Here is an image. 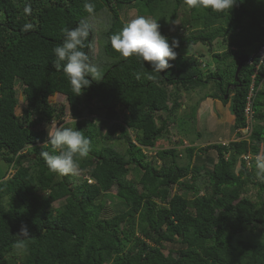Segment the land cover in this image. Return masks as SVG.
<instances>
[{
    "label": "trees",
    "instance_id": "obj_1",
    "mask_svg": "<svg viewBox=\"0 0 264 264\" xmlns=\"http://www.w3.org/2000/svg\"><path fill=\"white\" fill-rule=\"evenodd\" d=\"M88 2L95 5L92 15L83 10L85 0H0V163L7 167L0 177V264H264V182L254 175L255 156L264 151V67L255 79L248 138L200 149L205 156L217 153L212 171L194 165L201 159L195 147L184 149V163L176 146L151 151L176 122L183 91L211 82L214 93L206 97L231 102L232 129L246 127L245 106L259 63L253 55L264 45V0H237L220 13L188 9L184 0ZM132 10L157 21L170 45L179 41L177 58L161 73L111 47V35L122 30ZM81 21L90 26L89 47L83 49L90 62L100 34L112 63L104 65L102 81L75 96L54 67L53 49L65 39L62 29ZM195 22L202 30L189 33ZM25 23L33 25L28 32L22 31ZM217 39L226 51H211ZM197 44L208 46L218 67L232 60L228 76L209 73L205 66L211 64L204 66L192 53ZM243 54L253 62L236 82ZM232 82L239 86L227 93ZM191 109L196 117L198 106ZM98 119L107 124L105 134ZM52 120L91 141L77 176L50 172L40 155ZM252 187L255 200L247 195ZM21 225L31 237L26 250L17 252L12 244ZM167 244L172 247L165 253Z\"/></svg>",
    "mask_w": 264,
    "mask_h": 264
},
{
    "label": "clouds",
    "instance_id": "obj_2",
    "mask_svg": "<svg viewBox=\"0 0 264 264\" xmlns=\"http://www.w3.org/2000/svg\"><path fill=\"white\" fill-rule=\"evenodd\" d=\"M184 4L188 9L210 8L212 11L220 13L232 10L237 4V0H184ZM30 10L31 6L29 5L25 11L30 13ZM83 10L92 15L95 12V5L85 0ZM32 28L31 23H25L22 26V31L28 32ZM62 31L65 34V39L62 45H58L53 49L54 67L57 71H63L73 94L79 96L83 94L84 89L92 85L93 81H102L103 74L98 66L90 62L88 54L83 50L89 47L86 42L90 35V26L81 21L74 29L63 28ZM110 42L111 47L123 59L135 56L137 60L144 64H150L154 73H161L171 67L169 61H174L177 58V52L174 49L179 47V41L175 39L171 45L169 44L168 39L161 34L160 25L157 21L144 16H136L126 22L121 31L111 35ZM141 75L140 73L136 74L137 80L141 78ZM148 79L154 80L155 76L150 75ZM226 97L228 98V96ZM210 100L218 101L219 99L211 98ZM226 105L230 106V103ZM45 127L48 140L42 145L40 155L44 159L48 170L62 176L79 175L80 162L86 159L91 151L90 139L78 129L65 125L57 127L55 120L46 124ZM246 127L235 131L236 134L238 131H244L245 133ZM245 134V138H248L249 133ZM46 148H50V151L44 150ZM254 175L258 180L264 182V151L255 156ZM17 236L19 239L12 244V248L17 252L25 251L27 241L31 237L27 225H21Z\"/></svg>",
    "mask_w": 264,
    "mask_h": 264
},
{
    "label": "rangeland",
    "instance_id": "obj_3",
    "mask_svg": "<svg viewBox=\"0 0 264 264\" xmlns=\"http://www.w3.org/2000/svg\"><path fill=\"white\" fill-rule=\"evenodd\" d=\"M136 10H132L128 14V18L132 19L137 16ZM203 25L201 22H195L194 25L190 28L189 33H197L200 30H202ZM104 41L100 34H97L94 41V47H93V61L92 63L98 66V68L101 70L102 74L106 70L107 66H104L105 64H108V66L112 63V60L106 56L105 50H104ZM228 49V46L226 43H223L221 39H217L213 43V47L211 51L213 53L223 52ZM192 53L202 62V64L205 66L206 63L211 64L210 67L205 66V68L210 72H215L216 70H220V73L225 78V76H228V73L231 70L232 60L229 59L224 65L216 66L211 63V53H208V46L204 44H197L194 47V50ZM191 52H184L183 54L190 55ZM204 68V69H205ZM206 70V71H207ZM205 71V72H206ZM228 79V78H227ZM227 82V80H226ZM214 83L211 82L209 85L205 88L196 89L193 91H183V95L185 97V107L181 108L177 111L175 114L176 116V122L175 120L171 122L169 133L165 134L162 139H160V146H158L155 150L159 149H168L173 148L176 146L182 153V160L181 163H184L186 161V155H185V148L188 147L187 143L184 142V138L186 141L196 147V152L198 155H201V159H198L194 162V165L200 167L203 166L205 170L212 171L214 165L218 162V155L214 150H210L208 152V156L202 155L203 152H200L202 148L207 147L208 145L213 144H227L230 141L224 140L226 139V136H228L229 131H234L232 129V126L228 123L227 119V105H223L220 102H222L220 99L218 101L220 102H212L211 97H206L207 94L214 93L213 87ZM21 87H18V98L20 104L22 106H25L22 93H21ZM208 98V99H207ZM61 101H64V98H60ZM207 108L203 109L204 104H207ZM223 103V102H222ZM231 103V102H229ZM228 103V104H229ZM213 104V105H212ZM193 106H198L199 111H197V116L195 117L193 115ZM229 111V110H228ZM230 112V111H229ZM164 116L167 118L169 115L167 113H164ZM72 120L68 116L66 118V122H71ZM175 122V123H174ZM234 122V119H233ZM98 125L100 126V129L102 133L107 132V124L104 120L98 119L97 120ZM233 124V123H232ZM230 126V128H229ZM228 128V129H227ZM46 129V127H45ZM232 136V135H231ZM246 134L244 131H238V133L234 136V140H240L242 138H245ZM48 138V135H47ZM182 138V139H180ZM5 169H7L6 165L4 163H0V177L3 175ZM239 168H236V171ZM111 195L116 194V189H113L110 191ZM204 194V191L202 192ZM257 189L252 187L250 191L247 193L250 197H252L253 200L257 197ZM167 248L164 250L165 253H168V250L172 247L171 244H167Z\"/></svg>",
    "mask_w": 264,
    "mask_h": 264
},
{
    "label": "built area",
    "instance_id": "obj_4",
    "mask_svg": "<svg viewBox=\"0 0 264 264\" xmlns=\"http://www.w3.org/2000/svg\"><path fill=\"white\" fill-rule=\"evenodd\" d=\"M253 57H258L259 58V63L256 67V71L254 75L252 76V84H251V89L249 92V96L247 98V103L245 106V117H246V124L247 127L245 129V133H249L251 131L252 123H253V116H254V111H253V104H252V98L254 97V87H255V79L256 76L259 72V69L261 66L264 67V45L258 50L257 54H254ZM253 57L250 59L251 62H253Z\"/></svg>",
    "mask_w": 264,
    "mask_h": 264
},
{
    "label": "crops",
    "instance_id": "obj_5",
    "mask_svg": "<svg viewBox=\"0 0 264 264\" xmlns=\"http://www.w3.org/2000/svg\"><path fill=\"white\" fill-rule=\"evenodd\" d=\"M212 102H215V101H212ZM216 102H219V101H216ZM215 102V103H216ZM213 105V104H212ZM230 111V106L229 105H227V114H228V119H227V121H228V123L230 124V126H232L233 124H234V122H233V119H234V116L232 115V113L231 112H229ZM233 123V124H232ZM230 126H229V128H230ZM228 129V128H227ZM232 135V136H231ZM236 135V132L235 131H229V133H228V136H226V139H224V140H228V141H232V140H234V136ZM180 139H182V138H180ZM184 142L185 143H187V146H194V145H196V143H194V144H192V145H190L187 141H186V139L184 138Z\"/></svg>",
    "mask_w": 264,
    "mask_h": 264
},
{
    "label": "water",
    "instance_id": "obj_6",
    "mask_svg": "<svg viewBox=\"0 0 264 264\" xmlns=\"http://www.w3.org/2000/svg\"><path fill=\"white\" fill-rule=\"evenodd\" d=\"M250 60H249V57L245 54L241 55L239 57V65L237 66V70H236V73H235V80L236 82H239V74L243 68V66L248 63ZM227 98V97H226Z\"/></svg>",
    "mask_w": 264,
    "mask_h": 264
},
{
    "label": "flooded vegetation",
    "instance_id": "obj_7",
    "mask_svg": "<svg viewBox=\"0 0 264 264\" xmlns=\"http://www.w3.org/2000/svg\"><path fill=\"white\" fill-rule=\"evenodd\" d=\"M237 86H239V85H237L236 83H230V84H227L226 85V92L227 93H229L230 91H234L236 88H237ZM233 94V92L231 93V95ZM225 97H226V95H225Z\"/></svg>",
    "mask_w": 264,
    "mask_h": 264
}]
</instances>
